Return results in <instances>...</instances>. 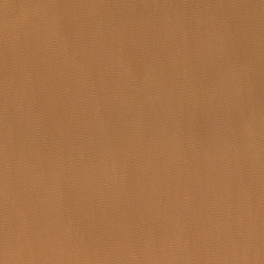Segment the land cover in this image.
Masks as SVG:
<instances>
[{"label":"water","instance_id":"95a60500","mask_svg":"<svg viewBox=\"0 0 264 264\" xmlns=\"http://www.w3.org/2000/svg\"><path fill=\"white\" fill-rule=\"evenodd\" d=\"M0 264H264V0H0Z\"/></svg>","mask_w":264,"mask_h":264}]
</instances>
